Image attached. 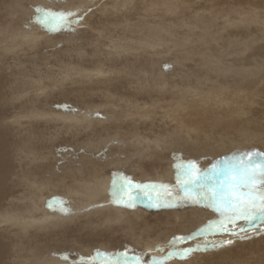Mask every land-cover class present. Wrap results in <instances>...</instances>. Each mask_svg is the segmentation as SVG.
I'll return each instance as SVG.
<instances>
[{
	"label": "rangeland",
	"instance_id": "obj_1",
	"mask_svg": "<svg viewBox=\"0 0 264 264\" xmlns=\"http://www.w3.org/2000/svg\"><path fill=\"white\" fill-rule=\"evenodd\" d=\"M21 1L22 0H5V3L0 1V5L2 6H0V97L2 98H0V107L2 105L4 107L7 106L6 109L4 107L0 108V145L2 146L0 153L3 152L1 154L3 159L10 160L6 162L7 165H9V171H4L5 173L3 176H0V192H7L5 199L0 203V264H22L24 260V262H26L29 260L28 258L34 255H47V257H50L55 252L59 253L57 257L53 259L59 263L60 261L65 263L68 262L65 261L64 258L69 255L72 256V260H77L78 262H91H85V264H122L126 254L129 264H136L137 257L140 258L141 264H182L186 259H198L203 253H212L214 259H209L205 256L201 260L202 263L200 261V264H235L236 261L234 263L231 261H224V258L221 257L222 255L218 253L219 250L227 246H231L230 248L232 251L226 252V256L232 255L229 258L233 259L235 257L239 259V264H264V254H262L264 253V221L257 219L252 223H248L245 219L241 218L237 219L235 223H229L226 216H222L220 212L215 210L212 206L213 193L219 194L217 196L218 200L226 191L231 195L232 185L230 182L237 180L238 177L235 173H228L225 175L222 171L224 165H217V163L214 162L216 158H212L213 154H215V152H220L219 150H212L208 154L207 150L203 149L204 147H210L212 149L218 147L223 150L218 153V155L225 154L226 156L228 153L226 151L232 146V149L244 150L245 152L252 151L256 153L253 157L259 156L263 158L262 155L259 154H264V133L262 134V132L259 131L260 134H258V131L252 130V126L261 125L264 121V110L260 112V109L255 106H259L258 102L261 100L260 94L256 93L255 89L257 90V88L260 89L264 87V36L261 35L262 33L264 34V32L259 33L264 31V26L261 25L263 30L261 26H259V24H264V3L260 2L261 0H250L245 2L241 0H129L130 2L128 0H39L40 3H38V0ZM235 1L237 3L239 2L240 5H235ZM6 4L9 6H6ZM252 4L255 7H253ZM23 6L32 10V19H30V21L32 20L33 28L30 24L29 28L31 29L30 35L34 38V47L31 45L28 46L30 48L26 49L25 52L6 49L4 33L6 31L18 29L17 21L21 17L18 12H20ZM37 6L42 9L52 10L53 12L62 10L65 12H74L77 15L71 19L78 22L70 26L59 28L56 31H50L46 26L38 23L37 18L40 17L42 13L35 11ZM123 6L125 8H123ZM12 9H14L15 12H13ZM252 9L255 10L254 14L252 13ZM237 10L239 12H237ZM241 11L245 12L242 14ZM8 12L11 14L13 12V14H8ZM248 12L252 13L253 17L257 14L259 19L256 15L257 18L254 17L256 21H253V17L250 16L251 14ZM232 16H235V20H233L234 18ZM94 17L98 18L95 19ZM244 17L248 18L244 19ZM246 20L247 23L245 22ZM258 20L261 23H259ZM25 22L27 23V21ZM249 22L253 24L250 25ZM260 28L261 31L259 30ZM234 29L235 31L231 32ZM254 37L255 41L253 40ZM261 37H263V39ZM258 38H260V42ZM256 40L258 41L256 42ZM82 52L83 54H81ZM257 52L260 56H258L259 54ZM17 55L18 59L12 58L13 56L17 58ZM6 57H10L13 60ZM57 57L59 59H57ZM16 61H18V63ZM75 68H77V70ZM69 70L72 71V75H70L71 73ZM18 72H20V75L17 74ZM60 73L61 75H59ZM9 74L11 78L8 77ZM32 74L33 76L31 77ZM27 75H30V77ZM54 77L56 79H53ZM30 80L35 82L37 87L36 85H24L25 81L28 83ZM4 81L6 84L3 83ZM246 81L252 84L253 87L249 89L247 87L251 85H243ZM12 82L14 84H12ZM156 83L158 85H156ZM26 87V95H23L25 94L23 90H25ZM19 88L21 89L19 90ZM30 89H37L38 91L30 92ZM12 90L15 92L17 90L18 92L15 93ZM7 91L8 93L10 91L12 93L8 94ZM36 92L38 94H35ZM11 94L12 96L10 97ZM43 97L44 99H42ZM22 101L28 104V106L25 105V103L23 104ZM178 102H180V104H178ZM155 105H157V107ZM55 107L57 111L54 109ZM28 109L37 110L38 114L42 110L41 112L44 113L42 114L43 118L39 115L38 120L35 122L27 120ZM65 110H68L67 113L75 112L74 115L77 118L89 117L92 113H94L95 116L97 115V117L92 114L91 116L93 117H91L90 122L84 124L85 127L83 126L81 130L79 129L81 127H79L78 130L76 129L79 132L76 133L75 130L71 129L72 124L63 122L54 116L60 111L66 112ZM142 110L143 112H141ZM144 110H146V113ZM143 113L144 115L148 114L147 116H143ZM21 114L23 116L25 114V116L23 117ZM98 115L100 116L99 118H102V115H108L110 119L107 121L108 117L104 116L105 118L103 117V120H100L97 119ZM249 117H251V121L248 119ZM255 118L257 120H255ZM20 120L21 122L19 124ZM39 121H44V124L42 122L39 123ZM93 121H95L96 124ZM104 121L107 122L106 126ZM50 122L53 124L49 126L48 124ZM98 122L101 123V126L104 122V126H97L100 125L97 124ZM21 123H23V126H21ZM89 123L92 124L89 125ZM245 124L246 128H243ZM45 125L48 126L46 127ZM16 127H19V129L17 130ZM171 127H173L174 130H171L173 129ZM162 128H164L165 131L163 133ZM179 130H182L180 132L182 134L179 133ZM250 130L251 132H249ZM3 131L5 132L3 133ZM7 131L10 132V134ZM73 131H75L74 133L78 136L73 135ZM14 132L16 134H14ZM141 132L142 134H140ZM170 132H172V134L169 135ZM2 133L4 136H2ZM147 133L148 135H146ZM7 134L8 136L6 137L5 135ZM163 134L164 136L161 137ZM111 136L113 138H111ZM170 136L174 139L172 138L173 140H171ZM160 137H164L163 139L165 141L170 139L168 141L169 143L162 141ZM177 137L181 139H177ZM152 139H160L162 141V143H160V140H157L160 143V148H157V150L156 147H158V142L155 140V143H153L151 142L153 141ZM143 141H145V143H142ZM171 141H173L172 144H170ZM112 142L113 145L117 143L116 146L118 147L122 145L121 148H123V151L115 145L114 147L111 146ZM163 142L168 143L167 145L170 144L169 149L166 145L162 147L165 144H163ZM65 143H67L66 147L68 148H63ZM17 145L18 147L20 146L22 150L20 147L17 148ZM89 146L91 149L94 146L93 150L89 149ZM105 146H107V149ZM109 147L111 151H116L115 154L108 150ZM201 147L203 148L201 149ZM113 148H116L115 151ZM199 148L202 151L200 155L197 156L196 152L199 153ZM23 149H26V151L24 150L23 152L24 154L20 152V150L23 151ZM105 149L107 152H105ZM159 149H163L161 155L153 156L151 161L149 158L145 159L146 156L156 154V152L160 154L161 150ZM165 149L167 150L165 151ZM171 150L174 153L177 152V154H180V159H190V161L191 158L198 160L200 156H203V158L207 159L206 156H208V158H210L209 161L213 165L207 162L206 165L208 167L206 168L211 169L205 168L199 172L195 170V172H192L191 177L185 176L184 171L166 175L164 170H166L165 167H167V160L163 157L167 155V152H171ZM188 150L189 152H187ZM85 151L92 153V155L89 153L91 156L90 158L86 155L87 152ZM118 152H121L123 155ZM106 153L108 155H106ZM129 153L132 155L130 158L127 156ZM205 153L208 155L205 156ZM125 154H127L125 157L126 159H124ZM134 154L135 156H133ZM72 155H74V157H72ZM120 155L123 158L120 157ZM76 156L79 157V162L69 164V159H71V157L75 159ZM26 157H28V159ZM108 157L112 162L106 160ZM111 157H113V160L115 158V161H113ZM155 157L156 159H159L158 157L162 159L161 162L163 163L161 164V162H159V167L154 165L160 161L156 160ZM94 159L98 162L92 161ZM21 160H23V162ZM139 160H141V163L142 161L144 163L140 164ZM106 161L110 163H106ZM149 161L152 163H149ZM206 161H208V159ZM60 162L61 164H59ZM91 162L98 165H91L93 164ZM199 162L201 163L202 159ZM131 163L132 165L135 163L134 167L136 169ZM27 164L30 168H28ZM58 164L60 166H58ZM64 164L65 168L60 170L64 167ZM99 164L102 165L97 168ZM138 164L140 166H138ZM151 165H153L154 168H149ZM104 167H106L107 170ZM186 167L187 166L183 164L181 167H178V170ZM199 167L202 166L199 165ZM90 168L93 172H91ZM139 168L141 169L139 170ZM102 169H104V173L95 172ZM152 169L154 170L152 171ZM155 170L156 172L154 173ZM77 171L78 173H76ZM150 172H152L153 175ZM107 173H109L108 175L112 178L108 175H104ZM145 173H147L152 182ZM99 174L101 175L100 177L97 176ZM156 174H158L159 180ZM150 175H152V177ZM21 176L22 178H20ZM98 177L100 179H98ZM142 177L144 178L143 181ZM45 178L47 181L48 179L50 180L48 182L45 181L46 190L43 187V179L45 180ZM161 178H164V181ZM145 179H148V181ZM15 180H17V182ZM129 181H131L132 185L141 186L144 183V185L150 186L153 182H163V191L167 192L170 199L172 198L171 201L173 203L161 199L159 202H153V204H149L145 207L150 211L145 213V215L148 218V224L152 227L151 229L156 230L160 218L164 216V214L160 216L158 212H165L170 206L177 210L192 207L194 211L199 213L202 212L207 215V217L201 221L202 223L199 227L194 229L189 228L188 231L185 230L183 233L176 232L175 234H170L166 240H162L161 242L159 240L160 237L155 233L154 235H147L148 237L150 236L149 240L151 241V245L150 243L147 246L136 244V237H133L130 233V229L126 227L131 225L136 226L137 229H131V231L136 234L140 233L137 231L139 229L138 225L140 228L144 226H140L141 217L138 213L134 211L131 213L128 212V214L122 215V219L111 221V217L113 218L115 214L117 215L112 207L117 205V202L113 200L115 197L113 193L110 192V188L114 191V185L119 186L121 184H127ZM18 182H20L21 186ZM102 183H106V188L108 189H105V191L102 190L103 192L94 189L95 186L101 185ZM30 184H32L31 187ZM60 184L62 185L60 186ZM21 187L24 189V194L21 193ZM251 187L257 190L258 195L259 190L264 186H262L259 179H257L252 183ZM89 188L92 193L88 195L87 192ZM9 189H11L10 193ZM134 190H136V188L132 189V191ZM71 191H73V193H71ZM245 191H247V189H245ZM29 193L30 195H28ZM139 193L140 196H142V193ZM45 194L48 195L46 196ZM104 194L109 197L110 201L107 200L111 205L109 207L105 206L106 201L103 200L105 197ZM41 197H44L45 203L51 205L49 207L45 203L42 204L46 206H44V208L47 209L48 207L47 210H51V213L55 211L58 212L62 208L73 212L70 215L68 214V216L72 218L76 216V218L68 220L67 223L64 222L65 224H60L58 226L60 228L46 227L48 229L43 230V232L42 230H35L28 233L25 231V233L22 230L12 229L8 223L7 226L4 225L9 221L5 219L6 222H4L3 218H9L10 213L14 212L24 213L25 209L29 210V204L33 206V202L35 203L32 209H38L40 205L38 206L36 201ZM58 200L64 203L62 204L58 202ZM81 202H84L86 207L85 204ZM258 203L259 200L257 199V204ZM118 205H120V203ZM76 206L81 214L77 212ZM52 207L55 209L53 210ZM157 207L159 209L161 208V211L157 213L152 212L155 211ZM14 208H18L19 211ZM163 208L164 211L162 210ZM110 209L115 214L112 215ZM86 212L89 213L88 216H85ZM145 215L144 218L146 217ZM187 215L190 216V214ZM106 216H108V218H105ZM128 217L132 220H129L131 222L128 221L130 223L129 226H124L123 222L127 220ZM137 217L140 218L137 219ZM90 218L93 219L91 220ZM108 219H110V223L106 221ZM169 220H171V218H169L168 221ZM90 221L94 223L93 225H95V227L101 228V230L97 231L92 229L89 231L86 227H88ZM107 222L109 225H111L112 222L120 223L122 224L120 225L122 228L116 223L115 225L112 224L109 226ZM113 226L114 228L116 227L115 230L117 232L114 230ZM224 228H227V231H224ZM143 229H141L142 232ZM102 230H104V232L101 236L100 233ZM128 230L130 235L127 233ZM14 231H19L20 234ZM8 232H11V236ZM137 236L140 238L146 237V235L142 236L141 234ZM152 236H158V239L153 241L155 237ZM174 237H186L187 239L173 245L171 241ZM130 239L135 242L130 241ZM224 241H231V243L224 244ZM186 248H196L197 250L191 252L184 259L177 256L168 258L169 252ZM241 250L244 252L245 250L246 252L254 250V252H256V255H254L256 258L251 255L249 258H253L250 263L249 261L247 262L248 256L240 253ZM225 254H223V256H225ZM210 260L213 261L210 262Z\"/></svg>",
	"mask_w": 264,
	"mask_h": 264
},
{
	"label": "bare ground",
	"instance_id": "obj_2",
	"mask_svg": "<svg viewBox=\"0 0 264 264\" xmlns=\"http://www.w3.org/2000/svg\"><path fill=\"white\" fill-rule=\"evenodd\" d=\"M0 1H3L4 3H5V0H0ZM7 1V0H6ZM10 1V0H9ZM39 1V0H38ZM86 1V0H85ZM129 1V0H128ZM242 2H245V1H250V0H241ZM21 2H23V0L21 1ZM77 2V1H76ZM83 2V1H82ZM101 2V1H100ZM112 2V1H111ZM125 2V1H124ZM130 2V1H129ZM135 2V1H134ZM259 2V1H258ZM260 2H262V3H264V0H261ZM3 3V4H4ZM31 3V2H30ZM34 3V2H33ZM38 3H40V1L38 2ZM215 3V2H214ZM261 3V4H262ZM10 4V3H9ZM90 4H93V3H90ZM144 4V3H143ZM236 4H239L240 5V3L238 2H236L235 1V5ZM15 5V4H14ZM14 5H13V7H14ZM30 5V4H29ZM34 5V4H33ZM42 5V4H41ZM44 5V4H43ZM47 5V4H46ZM117 5H118V3H117ZM129 5V4H128ZM1 6V5H0ZM4 6V5H3ZM6 6H9V5H7L6 4ZM5 6V7H6ZM11 6V5H10ZM113 6V5H112ZM122 6V5H121ZM204 6H205V4H204ZM234 6V5H233ZM243 6H245V5H243ZM248 6H249V3H248ZM252 6L253 7H255L253 4H252ZM257 6V5H256ZM264 6V5H263ZM2 7V6H1ZM0 7V8H1ZM12 7V8H13ZM81 7V6H80ZM106 7V6H105ZM114 7V6H113ZM112 7V8H113ZM133 7V6H132ZM259 7H260V5H259ZM4 8V7H3ZM3 8H2V10H3ZM60 8V7H59ZM83 8V7H82ZM108 8V7H107ZM123 8H125L124 6H123ZM222 8V7H221ZM244 8V7H243ZM248 8V7H247ZM250 9V8H249ZM255 9V8H254ZM259 9H261V8H259ZM1 10V11H2ZM7 10V9H6ZM13 10V12H15V10L14 9H12ZM146 10V9H145ZM203 10V9H202ZM233 10V9H232ZM238 10H239V8H238ZM237 10V12H239ZM244 10V9H243ZM10 11V10H9ZM62 11H64V10H62ZM103 11V10H102ZM231 11V10H230ZM249 11H251V10H249ZM254 11L255 10H253L252 9V13L254 14ZM257 11H259V10H257ZM13 12H12V14H13ZM65 12V11H64ZM114 12V11H113ZM155 12V11H154ZM210 12V11H209ZM232 12V11H231ZM231 12H230V14H231ZM236 12V13H237ZM242 12V11H241ZM245 11H243L242 12V14L244 13ZM10 12H8V14H9ZM19 14H20V19L17 21L18 23H17V25H18V29H14V30H11V31H6L5 33H4V35H5V42H6V49H14V50H18V51H24L25 52V50L26 49H28V48H30V47H28V46H32V47H34V38H32L31 37V35H30V32H31V29L29 28V24L30 25H32V28H33V23H32V20L30 21V19H32V10H29V8L27 9L26 7H22L21 9H20V12H18ZM205 13V12H204ZM235 13V12H234ZM233 13V14H234ZM249 13V12H248ZM247 13V14H248ZM252 13H249V14H251L250 16H252ZM11 14V13H10ZM11 14V15H12ZM110 14V13H109ZM114 14V13H113ZM125 14H126V12H125ZM151 14V13H150ZM154 14V13H153ZM209 14V13H208ZM230 14H228V15H230ZM239 14V13H238ZM241 14V13H240ZM246 14V13H245ZM91 15H92V13H91ZM103 15V14H102ZM102 15H101V17H102ZM137 15V14H136ZM256 15L257 14H255V16L254 17H256ZM6 16V15H5ZM23 16H24V19H23ZM104 16V15H103ZM241 16V15H240ZM258 16V15H257ZM144 17V16H143ZM163 17V16H162ZM216 17V16H215ZM234 19L233 20H235V16H232ZM253 17V16H252ZM253 17V21H256L255 20V18ZM95 18V17H94ZM96 18H98V17H96ZM95 18V19H96ZM246 18H248V17H244V19H246ZM257 18V17H256ZM5 19V18H4ZM237 19V18H236ZM239 19V18H238ZM250 19V18H249ZM258 19H259V16H258ZM262 19H263V16H262ZM27 21V23L25 22V21ZM100 20H101V18H100ZM251 20H252V18H251ZM97 21V20H96ZM232 21V20H231ZM259 21V20H258ZM9 22V21H8ZM115 22V21H114ZM246 23H247V20L245 21ZM251 22V21H250ZM249 22V23H250ZM262 22H263V20H262ZM9 23H12V22H9ZM127 23V22H126ZM234 23H235V21H234ZM245 23V24H246ZM248 23V24H249ZM259 23H261L260 21H259ZM264 23V22H263ZM38 24V23H37ZM84 24V23H83ZM93 24V23H92ZM94 24H96V23H94ZM98 24V23H97ZM142 24V23H141ZM222 24V23H221ZM253 23H250V25H252ZM258 24V23H257ZM5 25V24H4ZM8 25V24H7ZM243 25V24H242ZM264 26V24H259V26ZM1 26H2V23H1ZM131 26H134V25H131ZM138 26V25H137ZM155 26V25H154ZM174 26V25H173ZM221 26V25H220ZM239 26H240V24H239ZM261 26V28H262V30H263V27ZM4 27V26H3ZM100 27V26H99ZM102 27V26H101ZM140 27V26H139ZM234 27H235V25H234ZM248 27V26H247ZM224 28V27H223ZM233 28V27H232ZM249 28V27H248ZM247 28V29H248ZM261 28L259 29L260 31H261ZM152 29H153V27H152ZM155 29H157V28H155ZM214 29V28H213ZM247 29H246V31H247ZM253 29H254V27H253ZM252 29V30H253ZM41 30V29H40ZM99 30V29H98ZM106 30V29H105ZM123 30V29H122ZM134 30V29H133ZM148 30V29H147ZM241 30H243V29H241ZM39 31V30H38ZM233 31H235V29L234 30H232L231 32H233ZM34 32V31H33ZM144 32H145V30H144ZM250 32V31H249ZM262 32H264V31H261V32H259V33H262ZM36 33V32H35ZM105 33V32H104ZM123 33V32H122ZM131 33H134V32H131ZM252 33V32H251ZM258 33V32H257ZM167 34V33H166ZM244 34V33H243ZM250 34V33H249ZM41 35V34H40ZM105 35V34H104ZM115 35V34H114ZM124 35V34H123ZM143 35V34H142ZM152 35V34H151ZM168 35V34H167ZM237 35V34H236ZM252 35V34H251ZM259 35V34H258ZM262 36H264V34L262 33L261 34ZM261 35H259V36H261ZM117 36V35H116ZM150 36V35H149ZM242 36V35H241ZM35 37V36H34ZM73 37V36H72ZM131 37V36H130ZM137 37H139V36H137ZM240 37V36H239ZM243 37V36H242ZM120 38V37H119ZM153 38V37H152ZM156 38V37H155ZM244 38V37H243ZM262 39H263V37H261ZM70 39V38H69ZM141 39V38H140ZM250 39H252V38H250ZM249 39V40H250ZM260 38H258V40H259ZM170 40V39H169ZM253 40L255 41V37L253 38ZM252 40V41H253ZM258 40H256V42L258 41ZM90 41V40H89ZM138 41V40H137ZM153 41V40H152ZM165 41V40H164ZM171 41V40H170ZM80 42V41H79ZM155 42V41H154ZM175 42V41H174ZM238 42V41H237ZM259 42H260V40H259ZM262 42V41H261ZM121 43V42H120ZM164 43V42H163ZM171 43V42H170ZM205 43V42H204ZM222 43V42H221ZM241 43V42H240ZM5 44V43H4ZM94 44V43H93ZM123 44V43H122ZM150 44V43H149ZM251 44H252V42H251ZM264 44V43H263ZM118 45V44H117ZM140 45V44H139ZM138 45V46H139ZM257 45V44H256ZM116 46V45H115ZM133 46V45H132ZM165 46V45H164ZM173 46V45H172ZM89 47V46H88ZM1 48V47H0ZM2 48H3V45H2ZM251 48V47H250ZM253 48V47H252ZM258 48V47H257ZM256 48V49H257ZM81 49V48H80ZM100 49H101V47H100ZM128 49V48H127ZM146 49V48H145ZM243 49V48H242ZM5 50V49H4ZM99 50V49H98ZM117 50V49H116ZM155 50V49H154ZM169 50V49H168ZM173 50V49H172ZM251 50V49H250ZM258 50V49H257ZM6 51V50H5ZM152 51V50H151ZM243 51V50H242ZM260 51V50H259ZM258 51V52H259ZM262 51H263V49H262ZM27 52V51H26ZM257 52V53H258ZM16 54V53H15ZM81 54H83V52L81 53ZM86 54V53H85ZM103 54V53H102ZM148 54H149V52H148ZM259 54V53H258ZM257 54V55H258ZM264 54V53H263ZM19 55V54H18ZM18 55H17V58L15 57V56H13L12 58H15V59H18ZM147 55V54H146ZM238 55H239V53H238ZM248 55V54H247ZM262 55V54H261ZM1 56V55H0ZM60 56V55H59ZM75 56V55H74ZM80 56V55H79ZM258 56H260V54L258 55ZM254 57V56H253ZM5 58V57H4ZM6 58H8V57H6ZM10 58V57H9ZM8 58V59H9ZM12 58H10V59H12ZM145 58V57H144ZM199 58V57H198ZM57 59H59L58 57H57ZM102 59V58H101ZM146 59V58H145ZM242 59H243V57H242ZM257 59V58H256ZM1 60V59H0ZM2 60H3V58H2ZM6 60V59H5ZM4 60V61H5ZM13 60V59H12ZM81 60V59H80ZM150 60V59H149ZM236 60V59H235ZM261 60V59H260ZM259 60V61H260ZM3 61V62H4ZM9 61H11V60H9ZM15 61V60H14ZM5 62H8V61H5ZM17 63H18V61H16ZM80 62V61H79ZM85 62V61H84ZM12 63V62H11ZM17 63H15V64H17ZM10 64V63H9ZM74 64V63H73ZM55 65V64H54ZM224 65V64H223ZM233 65V64H232ZM245 65H247V64H245ZM1 66V65H0ZM12 66V65H11ZM18 66V65H17ZM67 67V66H66ZM69 67V66H68ZM264 67V66H263ZM6 68V67H5ZM13 68V67H12ZM20 68V67H19ZM7 69V68H6ZM10 69V68H9ZM76 70H77V68H75ZM14 70H15V68H14ZM108 70V69H107ZM157 70V69H156ZM18 71H20V70H18ZM22 71V70H21ZM70 71V70H69ZM75 71V70H74ZM6 72H7V70H6ZM14 72V71H13ZM72 71H70V73H71ZM12 73V72H11ZM20 72H18L17 74H19ZM63 73V72H62ZM95 73V72H94ZM191 73V72H190ZM212 73V72H211ZM219 73V72H218ZM16 74V75H17ZM27 74V73H26ZM73 73H71L70 75H72ZM20 75V74H19ZM24 75V74H23ZM59 75H61V73L59 74ZM63 75H64V73H63ZM67 75V74H66ZM74 75H76V74H74ZM89 75V74H88ZM213 75V74H212ZM12 76V75H11ZM28 76V75H27ZM33 76V74L31 75V77ZM53 76V75H52ZM69 76V75H68ZM96 76V75H95ZM98 76V75H97ZM161 76V75H160ZM193 76V75H192ZM8 77H10V74H9V76ZM13 77V76H12ZM28 77H30V75L28 76ZM35 77V76H34ZM55 77H57V76H55ZM53 78V79H56V78ZM71 77V76H70ZM125 77V76H124ZM183 77V76H182ZM198 77V76H197ZM228 77V76H227ZM251 77V76H250ZM249 77V78H250ZM260 77V76H259ZM263 77V76H262ZM11 78V77H10ZM16 78V77H15ZM18 78H19V76H18ZM21 78V77H20ZM36 78V77H35ZM75 78V77H74ZM170 78V77H169ZM196 78V77H195ZM68 79H69V77H68ZM244 79H246V78H244ZM253 79H256V78H253ZM22 80H24V79H22ZM21 80V81H22ZM66 80V79H65ZM103 80V79H102ZM156 80V79H155ZM154 80V81H155ZM17 81V80H16ZM61 81V80H60ZM248 81H250V80H248ZM255 81H257V80H255ZM7 82H9V81H7ZM19 82V81H18ZM54 82V81H53ZM52 82V83H53ZM62 82V81H61ZM192 82V81H191ZM226 82V81H225ZM4 84H6V82L4 81L3 82ZM59 83V82H58ZM87 83V82H86ZM150 83V82H149ZM235 83V82H234ZM251 83H252V81H251ZM255 83V82H254ZM9 84V83H8ZM12 84H14L13 82H12ZM16 84H17V82H16ZM22 84V83H21ZM36 85V87H37V84L35 83V82H33L32 80H30L28 83H26V81L24 82V85ZM123 84H125V83H123ZM161 84H162V82H161ZM189 84V83H188ZM206 84V83H205ZM217 84V83H216ZM239 84V83H238ZM245 84H249V83H247V81L246 82H244V84L243 85H245ZM259 84V83H258ZM26 85V86H27ZM41 85V84H40ZM65 85V84H64ZM67 85V84H66ZM156 85H158L157 83H156ZM163 85V84H162ZM236 85V84H235ZM249 85H251V86H248L247 88H251V87H253V85L252 84H249ZM257 85V84H256ZM255 85V86H256ZM5 86V85H4ZM17 86L19 87V85L17 84ZM69 86V85H68ZM33 87H35V86H33ZM35 87V88H36ZM171 87V86H170ZM234 87V86H233ZM22 88V87H21ZM21 88H19V90L21 89ZM31 88V87H30ZM35 88H33V89H35ZM228 88V87H227ZM17 89V88H16ZM26 89H27V87L25 88V90H23V92L25 93V94H23V95H26ZM32 89V88H31ZM30 89V92L31 91H36V90H31ZM39 89V88H38ZM62 89V88H61ZM156 89V88H155ZM235 89V88H234ZM18 90V89H17ZM16 90V92H18ZM58 90V89H57ZM103 90V89H102ZM13 91V90H12ZM38 91V90H37ZM40 91V90H39ZM111 91V90H110ZM176 91V90H175ZM175 91H174V93H175ZM191 91V90H190ZM255 91H256V93H259L260 94V96H261V100L258 102V101H256V102H258V104H259V106L258 105H255L258 109H260L259 111L261 112L262 110H264V87H261L260 89H258L257 88V90L255 89ZM5 92V91H4ZM13 92H15V91H13ZM15 92V93H16ZM84 92V91H83ZM7 93H8V91H7ZM6 93V94H7ZM9 93H12L11 91L9 92ZM8 93V94H9ZM125 93V92H124ZM163 93V92H162ZM246 93H247V91H246ZM29 94V93H28ZM35 94H38L37 92L35 93ZM80 94H81V92H80ZM126 94V93H125ZM40 95V94H39ZM46 95V94H45ZM87 95V94H86ZM174 95V94H173ZM12 96V94L10 95V97ZM31 96V95H30ZM5 97H7V96H5ZM15 97V96H14ZM22 97V96H21ZM26 97V96H25ZM45 97V96H44ZM44 97L42 98V99H44ZM47 97V96H46ZM137 97V96H136ZM1 98V97H0ZM32 98V97H31ZM51 98V97H50ZM80 98V97H79ZM2 99V98H1ZM8 99H9V97H8ZM21 99V98H20ZM139 99V98H138ZM182 99V98H181ZM5 100V99H4ZM11 100V99H10ZM33 100V99H32ZM41 100V99H40ZM47 100H48V97H47ZM142 100V99H141ZM147 100V99H146ZM263 100V101H262ZM2 101V100H1ZM15 101H16V99H15ZM37 101V100H36ZM180 101V100H179ZM245 101V100H244ZM7 102H8V100H7ZM6 102V103H7ZM29 102V101H28ZM51 102V101H50ZM133 102V101H132ZM9 103H11V102H9ZM15 103V102H14ZM22 103L24 104L25 102L24 101H22ZM90 104V103H89ZM99 104V103H98ZM178 104H180V102H178ZM250 104H251V102H250ZM7 105V104H6ZM5 105V106H6ZM10 105V104H9ZM13 105V104H12ZM19 105V104H18ZM25 105H27L28 106V104H26L25 103ZM122 105V104H121ZM24 106V105H23ZM48 106V105H47ZM105 106V105H104ZM156 107H157V105H155ZM177 106H179V105H177ZM253 106V105H252ZM254 106V107H255ZM2 107H4L3 105L0 107V108H2ZM13 107V106H12ZM122 107V106H121ZM207 107V106H206ZM5 109L7 108V106L6 107H4ZM15 108V107H14ZM20 108V107H19ZM40 108V107H39ZM38 108V109H39ZM42 108V107H41ZM50 108V107H49ZM48 108V109H49ZM52 108V107H51ZM61 108V107H60ZM247 108V107H246ZM253 108V107H252ZM18 109V108H17ZM33 109H34V107H33ZM48 109H46V110H48ZM55 110H56V107L54 108ZM69 109V108H68ZM122 109V108H121ZM159 109V108H158ZM256 109V108H255ZM19 110V109H18ZM26 110V109H25ZM50 110V109H49ZM54 110V111H55ZM59 110V109H58ZM86 110V109H85ZM149 110V109H148ZM244 110H246V109H244ZM42 111V110H41ZM40 111V113L38 114V112H37V110H32V109H28L27 110V120H29V121H32V122H35V121H37L38 120V118H39V115H41L42 116V114H44L43 112H41ZM50 111H52V110H50ZM57 111V110H56ZM66 111V110H65ZM70 111V110H69ZM104 111V110H103ZM110 111V110H109ZM109 111H107V112H109ZM145 111V113H146V110H144ZM13 112H15V111H13ZM68 112V110L66 111V112H63V111H60L59 113H57V114H55L54 116L57 118V119H60V120H62L63 122H68V124H72V128L71 129H73V130H75L76 131V133H79L77 130H78V128L79 127H81V128H79L80 130L82 129V127L84 126V124H87V122H90V119H91V117H93V116H91L92 114L95 116V114L94 113H92L89 117H85V118H77L75 115H74V113L73 112H69V113H67ZM141 112H143V110L141 111ZM247 112V111H246ZM245 112V113H246ZM17 113V112H16ZM20 113H22V112H20ZM102 113V112H101ZM150 113H152V112H150ZM149 113V114H150ZM244 113V114H245ZM263 113V112H262ZM262 113H260V114H262ZM23 114V113H22ZM21 114V115H22ZM48 114V113H47ZM105 114V113H104ZM112 114V113H111ZM140 114V113H139ZM142 114V113H141ZM148 114V113H147ZM147 114H145L146 116H147ZM247 114V113H246ZM253 114V113H252ZM264 114V113H263ZM109 115V114H108ZM108 115H102L103 117L105 116H107L108 118H107V121H108V119H110L109 118V116ZM144 115V113H143V116H145ZM250 115V114H249ZM1 116V115H0ZM16 116V115H15ZM23 116V115H22ZM24 116H25V114H24ZM23 116V117H24ZM51 116V115H50ZM101 116V117H102ZM121 116V115H120ZM119 116V117H120ZM139 116V115H138ZM143 116H142V118H143ZM246 116V115H245ZM259 116H261V115H259ZM11 117V116H10ZM95 117H97V115L95 116ZM100 116L98 115V118L97 119H100V120H103V117L102 118H99ZM104 117V118H105ZM111 117V116H110ZM114 117V116H113ZM115 117H118V116H115ZM134 117V116H133ZM136 117V116H135ZM141 117V116H140ZM139 117V118H140ZM241 117V116H240ZM258 117V116H257ZM256 117V118H257ZM2 118V117H1ZM19 118V117H18ZM42 118H43V116H42ZM53 118V117H52ZM77 118V119H76ZM250 118L251 117H249L248 119L250 120ZM254 118V117H253ZM255 118V120H257ZM261 118V117H260ZM3 119V118H2ZM21 119H23V118H21ZM49 119V118H48ZM48 119H45V120H48ZM96 119V120H97ZM115 119V118H114ZM122 119V118H121ZM241 119V118H240ZM239 119V120H240ZM248 119H247V121H248ZM262 119V118H261ZM6 120V119H5ZM40 120V119H39ZM75 120H78V121H75ZM84 120H86V121H84ZM159 120V119H158ZM246 120V119H245ZM0 121H1V119H0ZM17 121V120H16ZM25 121V120H24ZM50 121V120H49ZM48 121V122H49ZM54 121H55V119H54ZM251 121V120H250ZM250 121H249V123H250ZM6 122H7V120H6ZM20 122H21V120L19 121V124H20ZM42 122V121H41ZM40 121H39V123H41ZM44 122V121H43ZM42 122V123H43ZM47 122V123H48ZM51 122H53V121H51ZM49 123L48 125L50 126V124H53V123H55V122H53V123ZM81 122H83V123H81ZM93 122H95V121H93ZM105 122V121H104ZM104 122H103V124H104ZM17 123H18V121H17ZM59 123H61V122H59ZM107 122H105V126L107 125L106 124ZM249 123H248V125H249ZM257 123H259V122H257ZM16 124V123H15ZM22 125L21 126H23V123H21ZM44 124V123H43ZM92 123H89V125H91ZM95 124H96V122H95ZM97 124H100V125H97V126H99V127H102V126H104L103 124H102V126H101V123H97ZM127 124V123H126ZM233 124H235V123H233ZM247 124V123H246ZM246 124H245V126L243 125V128H246ZM6 125V124H5ZM47 125V126H48ZM57 125H59V124H57ZM61 125V124H60ZM89 125H87V126H89ZM231 125H232V123H231ZM2 126V125H1ZM8 126V125H7ZM46 126V125H45ZM46 126V127H47ZM64 126V125H63ZM94 126H96V125H94ZM109 126V125H108ZM171 126V125H170ZM251 126V125H250ZM9 127V126H8ZM14 127V126H13ZM13 127H12V129H13ZM20 127V126H19ZM19 127L17 128V130L19 129ZM85 127V126H84ZM160 127V126H159ZM249 127V126H248ZM3 128H5V127H3ZM15 128V129H16ZM21 128V127H20ZM60 128V127H59ZM104 128V127H103ZM103 128H101V129H103ZM171 128H173V127H171ZM250 128V127H249ZM252 130H256V131H261L262 132V134L264 133V121H263V123H261V125H253L252 126ZM24 129V128H23ZM44 129V128H43ZM58 129V128H57ZM77 129V130H76ZM125 129V128H124ZM163 130H162V133L163 132H165L164 131V128H162ZM233 129H234V127H233ZM236 129V128H235ZM4 130V129H3ZM8 130H11V129H8ZM88 130V129H87ZM148 130V129H147ZM166 130V129H165ZM171 130H174V128L173 129H171ZM14 131V130H13ZM69 131H72V130H69ZM75 131H73L72 133H73V135H76V133H74ZM102 131V130H101ZM182 131V130H181ZM180 130H179V133L181 132ZM5 131H3V133H4ZM8 132V131H7ZM63 132V131H62ZM86 132V131H85ZM142 132H144V131H142ZM142 132L140 133V134H142ZM167 132V131H166ZM177 132V131H176ZM249 132H251V130L249 131ZM2 133V134H3ZM9 134H10V132H8ZM21 133V132H20ZM96 133V132H95ZM95 133H93V134H95ZM137 133V132H136ZM145 133V132H144ZM159 133V132H158ZM174 133V132H173ZM241 133V132H240ZM248 133V132H247ZM256 133V132H255ZM12 134V133H11ZM14 134H16L15 132H14ZM17 134H18V131H17ZM61 134H63V133H61ZM90 134H92V133H90ZM114 134V133H113ZM170 134H172V132H170L169 133V135ZM180 134H182V133H180ZM252 134V133H251ZM257 134V133H256ZM258 134H260V132L258 133ZM47 135V134H46ZM83 135V134H82ZM146 135H148V133L146 134ZM154 135H156V134H154ZM158 135V134H157ZM176 135V134H175ZM175 135H172V136H175ZM178 135V134H177ZM253 135V134H252ZM2 136H4V134L2 135ZM6 137L8 136V134L7 135H5ZM52 136V135H51ZM64 136V135H63ZM62 136V137H63ZM67 136V135H66ZM76 136H78V135H76ZM88 136V135H87ZM162 136H164V134L163 135H161V137ZM241 136V135H240ZM257 136V135H256ZM12 137H14V136H12ZM48 137H50V136H48ZM65 137V136H64ZM75 137V136H74ZM145 137H147V136H145ZM150 137V136H149ZM157 137V136H156ZM160 137V139L162 140V141H165L163 138H161ZM188 137V136H187ZM264 137V136H263ZM19 138V137H18ZM50 138H53V137H50ZM67 138H68V136H67ZM111 138H113L112 136H111ZM159 138V137H158ZM173 137H171L170 136V139L171 140H173L172 139ZM17 139V138H16ZM77 139V138H76ZM160 139H155L156 141L157 140H160ZM169 139V138H168ZM169 139V140H170ZM175 139H176V137H175ZM177 139H181V138H179V137H177ZM12 140V139H11ZM57 140V139H56ZM140 140V139H139ZM149 140V139H148ZM153 140V139H152ZM155 140H153V141H151V142H153V143H155L154 141ZM159 141L160 143H162V141ZM167 140V139H166ZM168 140V141H169ZM185 140V139H184ZM188 140H189V138H188ZM187 140V141H188ZM58 141H60V140H58ZM69 141V140H68ZM120 141V140H119ZM142 141V140H141ZM168 141H165V142H168ZM191 141V140H190ZM48 142V141H47ZM51 142H53V141H51ZM158 142V141H157ZM158 142V147H156V150H157V148H160V143ZM165 142H163V144L165 143ZM69 143V142H68ZM105 143H106V141H105ZM142 143H145V141H143ZM147 143V142H146ZM169 143V142H168ZM168 143H165L162 147H164L165 145H166V147L168 146V149H169V145L170 144H172L173 143V141H171V143L169 144V145H167ZM194 143V142H193ZM19 144V143H18ZM47 144V143H46ZM62 144V143H61ZM66 144L67 143H65V146L63 147V148H65L66 147ZM107 144V143H106ZM109 144H110V142H109ZM117 144V143H116ZM116 144H114L115 146H116ZM174 144H176V143H174ZM188 144V143H187ZM97 145V144H96ZM114 145H113V142H112V145L111 146H113L114 147ZM1 146V145H0ZM95 146V145H94ZM93 146V147H94ZM148 146V145H147ZM183 146V145H182ZM20 147V146H19ZM18 147V145H17V148H19ZM30 147V146H29ZM56 147H57V145H56ZM92 147V146H91ZM93 147H92V149L90 148V146H89V149H91V150H93ZM96 147V146H95ZM107 146H105V148H106ZM116 147H118V146H116ZM121 147H122V145H121ZM120 146L118 147L119 149L121 148ZM149 147H151V146H149ZM175 147H176V145H175ZM2 148V146L0 147V149ZM10 148V147H9ZM12 148V147H11ZM24 148V147H23ZM26 148V147H25ZM62 148V149H63ZM66 148H68V147H66ZM112 148V147H111ZM203 147H201V149H202ZM222 148H224V147H222ZM20 149H21V147H20ZM70 149V148H69ZM71 149H72V147H71ZM102 149V148H101ZM104 149V148H103ZM107 149V148H106ZM105 149V152H107V150ZM116 149V148H115ZM115 149L113 148V150L115 151ZM122 149V151H123V148H121ZM203 149H206L207 150V152H208V154L212 151V150H219L220 152L221 151H223L222 149H220V148H218V147H215L214 149H212V148H210V147H204ZM11 150V149H10ZM22 150V149H21ZM20 150V152L22 153V154H24L23 152H24V150L26 151V149H23V151H21ZM108 150H110V147L108 148ZM127 150V149H126ZM130 150V149H129ZM159 150H161V149H159ZM167 149H165V151H166ZM199 150V153L198 152H196L197 153V156L198 155H200V153H201V151L202 150H200V148L198 149ZM2 151V150H1ZM56 151H58V150H56ZM102 151V150H101ZM111 151V150H110ZM109 151V152H110ZM121 151V152H122ZM128 151V150H127ZM181 151V150H180ZM213 151V152H214ZM82 152H84V151H82ZM85 152H87V151H85ZM98 152V151H97ZM100 152V151H99ZM112 153H114L115 154V152H113V151H111ZM110 152V153H111ZM121 152H118L119 154H122ZM163 152V149L160 151V154H157V152H156V154H151V155H149V156H146L145 157V159L146 158H149L150 159V161H151V159L153 158V156H157V155H161V153ZM187 152H189V150L187 151ZM220 152H215V154H213V157L212 158H216V161H214L215 163H217V165L218 164H220V165H224V162L227 160V161H229V162H232L233 161V159L234 158H237V157H240V155L242 154V153H245V151L244 150H239V149H237V150H235V149H232V146H230L229 147V149L226 151V152H228L227 153V155L225 156V154H223V155H218V153H220ZM3 153V152H2ZM2 153H0V176L2 177L3 176V174L5 173L4 171H9L8 170V168H9V165H7V163L6 162H9L10 160H5V159H3L2 157H1V154ZM21 153H19V154H21ZM89 153H91V152H87V156H89V158L91 157L90 155H89ZM94 153H95V151H94ZM103 153V152H102ZM109 153V154H110ZM83 154V153H82ZM113 154V155H114ZM127 154H128V152H127ZM127 154H125V156H124V159H126L125 157H126V155ZM136 154H138V153H136ZM143 154V153H142ZM208 154H204L205 156L206 155H208ZM26 155V154H25ZM57 155H58V153H57ZM67 155V154H66ZM65 155V156H66ZM91 155H92V153H91ZM94 155V154H93ZM106 155H108L107 153H106ZM111 155V154H110ZM112 155V156H113ZM123 155V154H122ZM130 155V156H129ZM129 155H127L128 156V158H130L132 155L129 153ZM189 155V154H188ZM260 155V154H259ZM14 156V155H13ZM28 156V155H27ZM133 156H135V154L133 155ZM185 156V155H184ZM72 157H74V155H72ZM71 157V159H69V161H68V163L69 164H71V163H76V162H79L78 161V158L79 157H77L76 156V158L74 159V158H72ZM94 157V156H93ZM117 157V156H116ZM120 157H122L121 155H120ZM119 157V158H120ZM193 157V156H192ZM207 157V159H208V161H206L207 159H205V158H203V156H200L199 157V159L201 160L202 159V162L200 163L198 160H196V159H192L191 158V161H190V159H183V158H181L180 159V154H177V152L176 153H174L172 150H171V152H167V155L166 156H164L163 158L165 159V160H167V167H165L166 168V170H164V172L166 173V175H168V174H172V173H174V172H182V171H184V169H179L178 170V167H181L183 164L184 165H186V166H188V164H189V162H193L194 164H195V170L196 171H202V170H204L206 167H208L206 164H207V162H210L209 160H210V158H208V156H206ZM262 157L263 158H261V157H251V158H248V157H245V159H253L254 161H255V164H254V167H255V169L257 170V172L259 171V168H260V164H261V162H264V155H262ZM6 158V157H5ZM24 158V157H23ZM27 159H28V157H26ZM58 158V157H57ZM84 158V157H83ZM89 158H88V160H89ZM112 158V160H113V157H111ZM123 158V157H122ZM127 158V159H128ZM159 159H156V157H155V159L156 160H160V161H158L157 163H155L154 165L157 167H159V165H158V163L159 162H161V158L160 157H158ZM60 159V158H59ZM74 159V160H73ZM121 159V158H120ZM136 159V158H135ZM142 159V158H141ZM163 159V160H164ZM183 159V160H182ZM14 160V159H13ZM30 160V159H29ZM52 160V159H51ZM106 160H108V161H110L111 159L108 157V159H106ZM131 160H132V158H131ZM148 160V159H147ZM22 162H23V160H21ZM53 161V160H52ZM61 161V160H60ZM92 161H95V159L94 160H92ZM108 161H106V163H110V162H112V161H110V162H108ZM113 161H115V158H114V160ZM116 161H117V159H116ZM120 161V160H119ZM136 161V160H135ZM140 162V164H142V163H144L143 161H142V163H141V160H139ZM149 161V163H152V162H150ZM14 162V161H13ZM19 162V161H18ZM95 162H98V161H95ZM153 162H154V160H153ZM213 162V161H212ZM28 163V162H27ZM87 163V162H86ZM89 163V162H88ZM91 163H93V164H91V165H98V164H96V163H94V162H91ZM104 163V162H103ZM116 163V162H115ZM130 163V162H129ZM133 163V162H132ZM132 163H131V165H132ZM163 162H161V164H162ZM165 163V162H164ZM211 163V162H210ZM45 164H47V163H45ZM59 164H61V162L59 163ZM58 164V166H60ZM135 164V163H134ZM134 164L132 165L133 167H134ZM212 164V163H211ZM24 165V164H23ZM90 165V166H91ZM94 165V166H95ZM100 165H102V164H99V166L97 167V168H99L100 167ZM106 165V164H105ZM104 165V166H105ZM109 165V164H108ZM107 165V166H108ZM113 165V164H112ZM111 165V166H112ZM199 165H201L202 167H199ZM213 165V164H212ZM219 165V166H220ZM19 166V165H18ZM27 166H28V164H27ZM64 167H60L61 169L60 170H63V168H65V164L63 165ZM77 166V165H76ZM89 166V167H90ZM111 166H109V167H111ZM138 166H140L139 164H138ZM137 166V167H138ZM38 167V166H37ZM93 167V166H92ZM91 167V168H92ZM153 167V165H151V167H149V168H152ZM155 167V168H156ZM162 167V166H161ZM252 167L253 166H250L249 167V171H251L252 170ZM21 168V167H20ZM28 168H30L29 166H28ZM68 168H70V167H68ZM90 168V169H91ZM94 168V167H93ZM97 168H95V169H97ZM105 169H106V167H104ZM135 168V167H134ZM142 168H144V167H142ZM148 168V167H147ZM148 168V169H149ZM154 168V167H153ZM136 169V168H135ZM141 168H139V170H140ZM157 169V168H156ZM159 169V168H158ZM206 169H211V168H206ZM22 170V169H21ZM87 170V169H86ZM107 170V169H106ZM142 170H144V169H142ZM149 170H151V169H149ZM154 169H152V171H153ZM195 170H194V172H195ZM11 171V170H10ZM95 171V170H94ZM104 171V169H102V170H97V171H95L96 173L97 172H102V173H104L103 172ZM138 171V170H137ZM18 172V171H17ZM70 172H71V170H70ZM84 172V171H83ZM86 172V171H85ZM90 172V171H89ZM91 172H93L92 171V169H91ZM107 172V171H106ZM105 172V173H106ZM145 172V171H144ZM156 172V170L154 171V173ZM12 173V172H11ZM19 173V172H18ZM53 173V172H52ZM76 173H78V171L76 172ZM101 173V174H102ZM151 174H152V172H150ZM158 173V172H157ZM19 174H21V173H19ZM23 174V173H22ZM80 174V173H79ZM109 173H107V174H104V175H108ZM140 174V173H139ZM181 174V173H180ZM13 175V174H12ZM26 175V174H25ZM24 175V176H25ZM72 175V174H71ZM145 175H147V173H145ZM153 175V174H152ZM152 175H150L151 177H152ZM158 174H156V176H157ZM165 175V174H164ZM165 175V176H166ZM49 176V175H48ZM97 176H101L100 174L99 175H97ZM109 176V175H108ZM163 176V175H162ZM14 177H15V175H14ZM34 177V176H33ZM32 177V178H33ZM43 177V176H42ZM47 177V176H46ZM98 177V179H100ZM106 177V176H105ZM110 177V176H109ZM132 177V176H131ZM141 177V176H140ZM147 177L149 178V176L147 175ZM155 177V176H154ZM159 177H160V175H159ZM164 177V176H163ZM20 178H22V176L20 177ZM27 178V177H26ZM25 178V179H26ZM50 178V177H49ZM103 178V177H102ZM110 178H112V177H110ZM28 179V178H27ZM150 179V178H149ZM157 179H158V176H157ZM162 180L164 179V178H161ZM10 180V179H9ZM144 180V178L142 177V181ZM145 180H147L148 181V179H145ZM151 180V179H150ZM149 180V181H150ZM155 180V179H154ZM159 180V179H158ZM162 180H160V181H162ZM16 182H17V180H15ZM21 181V180H20ZM24 181H26V180H24ZM45 181H47V179L45 178V180L43 179V187L45 188V186H46V183H45ZM48 181H50L49 179H48ZM47 181V182H48ZM52 181V180H51ZM157 181V180H156ZM164 181V180H163ZM1 182V181H0ZM8 182V181H7ZM32 182V181H31ZM35 182V181H34ZM42 182V181H41ZM151 182H152V180H151ZM3 183V182H2ZM19 183V185H20V182H18ZM163 183V182H162ZM162 183L160 182V183H156V182H153V184L152 185H155V187H150V188H144V187H141V188H136V190H134V191H136V192H141L142 194V196H140L139 198H137V199H135V200H133V201H131V203H132V206H128V197L127 196H125V198H124V200H125V202H121L120 203V205H118L119 203H117V205H115V206H112L113 207V210H115V212L117 213V215L115 214V213H113L112 212V210L110 211L111 212V214L113 215V214H115L114 216H113V218L111 217V221H114V220H120V219H122L123 217H122V215L123 214H128V212H132V211H134V212H136V213H138V215H140V217H141V220H140V226L141 225H143L144 227H142V228H140L139 227V225H138V230L137 231H139L140 233H138V234H141L142 236L143 235H146V237H143V238H140L139 236H137L138 234H136V233H133V231H131V229H137V227L136 226H129V222H131V221H129V220H132L130 217H128V219L127 220H125L124 222H123V225L124 226H129V227H126L127 229H130V233H131V235L133 236V237H136L135 238V240H136V244H141V245H143V246H147V245H149V243L151 242L150 240H149V237L147 236V235H154L155 233H156V235H158L160 238H159V240H160V242L162 241V240H166V238H168V236H170V234H175L176 232H181V233H183L185 230L186 231H188L189 230V228L191 229V228H197V227H199L200 225H201V221H203L206 217H207V215H205L204 213H199V212H196V211H194V209L192 208V207H189V208H185V209H180V210H177V209H173V208H171V206L169 207V208H167L168 210L167 211H165V212H158V211H161V208L159 209L158 207L157 208H155V211H152V212H155V213H159L160 214V216L162 215V214H164V216L162 217V218H160V222H159V224L157 225L158 226V228L155 230V229H151L152 227L150 226V224H148V218H147V216L145 215V213H147V212H150L148 209H146L145 207L147 206V205H149V204H153V202H159L161 199H164V200H167L168 202L169 201H171V199L168 197V194H167V192L166 191H163V185H162ZM56 184V183H55ZM145 184V183H144ZM143 184V185H144ZM27 185V184H26ZM57 185V184H56ZM59 185V184H58ZM62 184H60V186H61ZM122 185V184H121ZM1 186V185H0ZM21 186V185H20ZM23 186V185H22ZM32 186V184H30V187ZM59 186V187H60ZM151 186V185H150ZM23 187H25V186H23ZM23 187H21L22 188V192L21 193H23L24 194V189H23ZM47 187H48V185H47ZM107 187V184L105 183H102L101 185H97V186H95L94 187V189L95 190H100L101 192H103L102 190H104L105 191V189H108V188H106ZM31 189V188H30ZM134 189V188H133ZM45 190H46V188H45ZM57 190V189H56ZM59 190V189H58ZM113 189L112 188H110V192H114V191H112ZM26 191V190H25ZM36 191V190H35ZM107 191V190H106ZM127 191V190H126ZM11 192V189H9V193ZM45 192V191H44ZM14 193V192H13ZM71 193H73V191H71ZM89 193H92V191H90V188H89V190H88V192H87V194L89 195ZM31 194H32V192H31ZM67 194V193H66ZM7 195V192L6 191H1L0 192V203H1V201L2 200H4L5 199V196ZM28 195H30V193L28 194ZM46 195V194H45ZM48 195V194H47ZM46 195V196H47ZM15 196V195H14ZM104 201H106L105 202V206H107V207H109V206H111L110 204H109V202L108 201H110L109 200V197H107L105 194H104ZM109 196V195H108ZM36 197V196H35ZM62 197V196H61ZM18 198V197H17ZM11 199H12V197H11ZM15 199V198H14ZM26 199H29V198H26ZM45 199H47V198H45ZM58 199V198H57ZM60 199V198H59ZM116 198H114L113 200H115ZM17 200V199H16ZM19 200H21V199H19ZM18 200V201H19ZM30 200H31V197H30ZM62 200V199H61ZM97 200H99V199H97ZM102 200V201H103ZM108 200V201H107ZM70 201V200H69ZM73 201V200H72ZM87 201H88V199H87ZM29 202V201H28ZM58 202H61L60 200H58ZM165 202V201H164ZM172 202V201H171ZM10 203V202H9ZM22 203V202H21ZM34 203L35 202H33L32 204H33V206H34ZM43 203H45L44 202V197H41V198H39L37 201H36V204L39 206L40 205V207L38 208V209H32V207L33 206H30V204H29V210H27V209H25L24 210V213H17V212H14V213H10V211H9V213H10V217L9 218H3V221L4 222H6L5 221V219L7 220V221H9V222H6V224H4V225H6L7 226V223L12 227V229L14 228V230L16 229V230H22L23 232H25V231H27V233L28 232H30V231H35V230H42V232H43V230H46V229H48V228H46V227H58L60 224H63L64 222H68V220H72V219H75L76 218V216H74V218H72L71 216H68V214L70 215L71 213H73V212H70V211H64V210H59L58 212L57 211H55L54 213H51L50 211H48L47 209H48V207H47V209L46 208H44V206L42 205ZM76 203V202H75ZM82 204H85L84 202H81ZM173 203V202H172ZM16 204V203H15ZM24 204V203H23ZM26 204V203H25ZM45 204H47V203H45ZM63 204V203H62ZM94 204V203H93ZM175 204V203H174ZM36 205V206H37ZM48 205V204H47ZM97 205V204H96ZM15 206H17V205H15ZM21 206V205H20ZM23 206V205H22ZM25 206V205H24ZM49 207H50V204L48 205ZM46 207V206H45ZM55 207V206H54ZM85 207H86V204H85ZM85 207H84V210H85ZM174 207V206H173ZM177 207V206H176ZM19 208V207H18ZM18 208L16 209V208H14V209H16V210H18ZM21 208V207H20ZM43 208V209H42ZM53 208V207H52ZM76 208H77V210H78V207L76 206ZM88 208H90V207H88ZM177 208H179V207H177ZM192 208V209H191ZM1 209V208H0ZM55 208H53V210H54ZM62 209V208H61ZM70 209V208H69ZM68 209V210H69ZM87 209V208H86ZM91 209V208H90ZM152 209V208H151ZM150 209V210H151ZM156 209H159V210H156ZM5 210V209H4ZM21 210V209H20ZM44 212H43V211ZM57 210H58V208H57ZM93 210V209H92ZM103 210V209H102ZM127 210V211H126ZM163 211H164V208L162 209ZM196 210V209H195ZM1 211V210H0ZM14 211V210H13ZM19 211V210H18ZM21 211H23V210H21ZM94 211V210H93ZM97 211V210H96ZM127 213H126V212ZM77 212H79V210L77 211ZM105 212H107V211H105ZM151 212V213H152ZM3 213H5V212H3ZM46 213H49V214H46ZM80 213V212H79ZM84 213V212H83ZM91 213V212H90ZM96 213V212H95ZM38 214H40V215H38ZM81 214V213H80ZM88 212H86L85 213V216H88ZM104 214V213H103ZM108 214V213H107ZM187 214H190V216H188ZM2 215V214H1ZM92 215V214H91ZM110 215V214H109ZM108 215V216H109ZM112 215H110V216H112ZM144 215L146 216L145 218H144ZM150 215V214H149ZM212 215V214H211ZM104 216H105V214H104ZM108 216H106L105 218H108ZM129 216V215H128ZM122 217V218H121ZM139 217V218H140ZM100 218V217H99ZM138 217H137V219H139ZM169 218H171V220H169L168 221V219ZM91 219V218H90ZM93 219V218H92ZM91 219V220H92ZM77 221V220H76ZM89 221V220H88ZM106 221H108L109 223H110V219H108V220H106ZM116 221V222H117ZM129 221V222H128ZM2 222V221H1ZM75 222V221H74ZM108 222H107V224H108ZM115 222V223H116ZM115 223L114 222H112V224H114L115 225ZM65 224V223H64ZM94 223L92 222V221H90V223H89V225H88V227H86L87 229H89V231L90 230H92V229H95V230H97V231H99V230H101V228H98L97 226L95 227V225H93ZM111 224V225H112ZM117 225H122V224H118V223H116ZM85 225V224H84ZM83 225V226H84ZM109 225V224H108ZM111 225H109V226H111ZM135 225V224H134ZM9 226V227H10ZM64 226V225H63ZM86 226H87V224H86ZM10 227V228H11ZM121 227V226H120ZM58 228H60V227H58ZM113 228H114V226H113ZM116 228V227H115ZM115 228H114V230H115ZM122 228V227H121ZM125 228V227H124ZM144 228V229H143ZM11 229V230H12ZM53 229V228H52ZM57 229V228H56ZM55 229V230H56ZM65 229V228H64ZM67 229V228H66ZM141 229H143V232L141 231ZM58 230V229H57ZM126 230V229H125ZM124 230V231H125ZM155 230V231H154ZM68 231V230H67ZM116 231V230H115ZM152 231H154L153 233H151ZM14 232H16V231H14ZM19 232V231H18ZM18 232H16L17 234H20V232L18 233ZM37 232V231H36ZM81 232V231H80ZM96 232V231H95ZM104 232V230H102L101 231V236H102V233ZM114 232V231H113ZM117 232V231H116ZM9 233V232H8ZM11 233V232H10ZM9 233V234H10ZM15 233V234H16ZM26 233V232H25ZM53 233V232H52ZM61 233V232H60ZM59 233V234H60ZM75 233V232H74ZM126 233V232H125ZM128 234H129V230H128V232H127ZM16 234V235H17ZM37 234L39 235V233L37 232ZM58 234V235H59ZM115 234V233H114ZM8 235V234H7ZM37 235V236H38ZM66 235V234H65ZM97 235V234H96ZM130 235V234H129ZM10 236H11V234H10ZM13 236V235H12ZM20 236V235H19ZM73 236V235H72ZM86 236V235H85ZM158 236H152V237H155L154 238V240L153 241H155V240H157L158 238ZM41 237V236H40ZM61 237H62V235H61ZM61 237H60V240H61ZM70 237V236H69ZM139 237V238H138ZM25 238V237H24ZM82 238V237H81ZM138 238V239H137ZM7 239V238H6ZM16 239V238H15ZM17 239H19V238H17ZM95 239V238H94ZM9 240V239H8ZM11 240V239H10ZM40 240V239H39ZM97 240V239H96ZM23 241V240H22ZM79 241H81V240H79ZM128 241V240H127ZM130 241H133V242H135L134 240H131L130 239ZM14 242V241H13ZM82 242V241H81ZM80 242V243H81ZM84 242V241H83ZM15 243V242H14ZM22 243V242H21ZM85 243V242H84ZM83 243V244H84ZM99 243V242H98ZM124 243H125V241H124ZM241 243V242H240ZM15 244H17V243H15ZM18 245V244H17ZM85 245V244H84ZM150 245H151V243H150ZM246 245V244H245ZM248 245V244H247ZM36 247V246H35ZM57 247V246H56ZM80 247V246H79ZM83 247V246H82ZM231 247V246H230ZM230 247H223L221 250H219L218 251V253H220L222 256L221 257H223L224 258V261H231L232 263H234L235 261H236V263L238 262V260L239 259H236L235 257L232 259V258H229L230 256H232V255H229L228 257L226 256V252H228V251H230L231 250V248ZM234 247V246H233ZM16 248V247H15ZM32 248V247H31ZM55 248V247H54ZM35 249V248H34ZM38 249V248H37ZM10 250V249H9ZM20 250V249H19ZM32 250V249H31ZM43 250V249H42ZM59 250V249H58ZM257 250V249H256ZM35 251V250H34ZM41 251V250H40ZM39 251V252H40ZM232 251V250H231ZM242 251V250H241ZM240 251V253H243L244 255H246V256H248V260H246L247 262L249 261V263H250V261H251V259L254 257V258H256L254 255H256V252H254V250H250V251H247L246 252V250H245V252L244 251H242L241 252ZM13 252V251H12ZM25 252H27V251H25ZM42 252V251H41ZM51 252H52V250H51ZM61 252V251H60ZM212 252V251H211ZM216 252V251H215ZM48 253V252H47ZM59 253V252H58ZM57 252H55L54 254H52L50 257H47V255H40V256H36V255H34V256H32L31 258H28L29 260H27L26 262H24L23 261V263L22 264H63V263H65V262H61L60 261V263L59 262H57L55 259H53L54 257H57V254H58ZM62 253H63V251H62ZM261 253V252H260ZM259 253V254H260ZM87 254V253H86ZM223 254H225V256H223ZM237 254V253H236ZM262 254H264V253H262ZM17 255V254H16ZM50 255V254H49ZM68 255V254H67ZM88 255V254H87ZM93 255H94V253H93ZM251 255H253V257H251V259L249 258ZM258 255V254H257ZM19 256V255H18ZM206 256V258H209V259H214V257H213V255H212V253H209V254H206V253H203V255L200 257V258H198V259H194V258H191V259H186V261H183V263L182 264H186V262H187V264H200V261L203 259V257H205ZM239 256V255H238ZM259 256V255H258ZM9 257H11V256H9ZM67 257V258H66ZM72 256H65V258H64V260L65 261H68V262H66L65 264H85V262L86 263H91V262H87V261H83V262H78L77 260H72V258H71ZM130 257V256H129ZM22 258V257H21ZM80 258H82V257H80ZM90 258V257H89ZM245 258V257H244ZM57 259V258H56ZM60 260H63V259H60ZM89 260H91V259H89ZM96 260V259H95ZM254 260V259H253ZM107 261V260H106ZM211 261H213V260H210V262ZM221 261V260H220ZM223 261V262H224ZM257 261V260H256ZM70 262V263H69ZM239 262H240V260H239ZM239 262L237 263V264H239ZM201 263H202V261H201ZM221 263V262H220ZM235 263V264H236ZM94 264H96V263H94ZM132 264V263H131ZM212 264V263H211ZM217 264V263H216ZM244 264V263H243ZM248 264V263H247Z\"/></svg>",
	"mask_w": 264,
	"mask_h": 264
},
{
	"label": "snow or ice",
	"instance_id": "obj_3",
	"mask_svg": "<svg viewBox=\"0 0 264 264\" xmlns=\"http://www.w3.org/2000/svg\"><path fill=\"white\" fill-rule=\"evenodd\" d=\"M35 11L42 13V15L37 18L38 23L46 26L50 31H56L59 28L70 26L73 23L78 22L71 19L77 15L74 12H53L52 10L42 9L39 6L36 7ZM254 155H256V153L248 151L242 153L240 157L234 158L232 162L227 160L224 162V167L222 169L223 173L225 175L228 173H235L238 179L230 182L232 185L231 195L226 191L218 200L217 196L219 194L213 193L212 206L217 212H220L222 216H226L229 223H235L237 219L241 218L245 219L248 223H252L257 219L264 221V187L259 190L258 195L257 190L251 187L252 183L257 179H259L260 184L264 186V162H261L259 171L257 172L254 167L255 161L253 159H245V157L251 158ZM250 166H253L251 171L248 170ZM194 170L195 164L189 162L188 166L184 169L185 176L191 177ZM140 187H155V185H132L131 181L119 186L114 185L113 196L116 198L115 202H125L124 198L127 196L128 206H132L131 201L140 197V193L132 191V189ZM245 189H247V191H245ZM257 199L259 200L258 204ZM60 203L64 202L61 201ZM61 210L66 211L65 209ZM223 230L227 231V228H224ZM185 239L187 238L174 237L171 243L175 245L183 242ZM230 243L231 241H224V244ZM196 250V248L179 249L174 252H169L168 258L177 256L184 259L187 255ZM122 264H129L126 254ZM136 264H141L139 257L136 258Z\"/></svg>",
	"mask_w": 264,
	"mask_h": 264
},
{
	"label": "trees",
	"instance_id": "obj_4",
	"mask_svg": "<svg viewBox=\"0 0 264 264\" xmlns=\"http://www.w3.org/2000/svg\"><path fill=\"white\" fill-rule=\"evenodd\" d=\"M204 187H206V186H204Z\"/></svg>",
	"mask_w": 264,
	"mask_h": 264
}]
</instances>
